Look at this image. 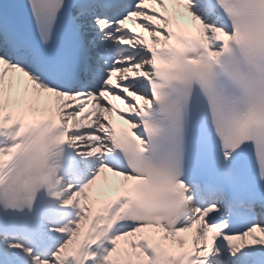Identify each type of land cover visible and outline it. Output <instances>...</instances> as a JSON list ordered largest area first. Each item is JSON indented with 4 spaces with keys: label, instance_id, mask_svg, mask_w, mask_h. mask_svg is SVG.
I'll list each match as a JSON object with an SVG mask.
<instances>
[{
    "label": "snow or ice",
    "instance_id": "obj_1",
    "mask_svg": "<svg viewBox=\"0 0 264 264\" xmlns=\"http://www.w3.org/2000/svg\"><path fill=\"white\" fill-rule=\"evenodd\" d=\"M0 264H264V0H0Z\"/></svg>",
    "mask_w": 264,
    "mask_h": 264
},
{
    "label": "bare ground",
    "instance_id": "obj_2",
    "mask_svg": "<svg viewBox=\"0 0 264 264\" xmlns=\"http://www.w3.org/2000/svg\"><path fill=\"white\" fill-rule=\"evenodd\" d=\"M116 119H117L118 122H120L118 116L116 117Z\"/></svg>",
    "mask_w": 264,
    "mask_h": 264
}]
</instances>
